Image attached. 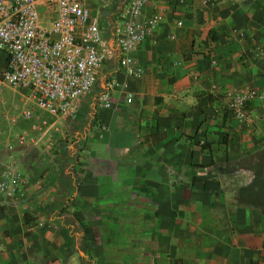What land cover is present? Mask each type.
<instances>
[{
  "label": "crops",
  "instance_id": "0c3cea01",
  "mask_svg": "<svg viewBox=\"0 0 264 264\" xmlns=\"http://www.w3.org/2000/svg\"><path fill=\"white\" fill-rule=\"evenodd\" d=\"M154 5L162 21L125 55L139 78L112 37L124 8L100 24L112 54L44 126L28 200L0 207V264H264V0H150L141 19ZM252 89L249 130L226 95Z\"/></svg>",
  "mask_w": 264,
  "mask_h": 264
},
{
  "label": "built area",
  "instance_id": "2783aa9c",
  "mask_svg": "<svg viewBox=\"0 0 264 264\" xmlns=\"http://www.w3.org/2000/svg\"><path fill=\"white\" fill-rule=\"evenodd\" d=\"M196 1L209 8L223 0ZM149 2L126 1L124 12L128 19L117 24L112 36L116 43L112 44L122 54L120 66L130 77L139 78L144 70L125 55L138 48L163 19L161 9L155 5L151 16L141 19ZM185 2L178 0V4ZM178 25L182 26V22ZM109 42L87 0H0V102L7 103L5 89L20 100L12 114L5 115L8 123L15 126L20 121L41 120L46 126L47 118L68 115L76 102L98 87L100 70L112 54ZM112 83L110 80L103 85L105 89L98 99L105 108L110 107L107 90L112 89ZM125 96L131 103L132 95ZM259 98L255 89L226 95L232 115L245 121L242 123L249 130L257 124L250 103ZM26 137L21 135L18 141L28 144ZM29 187V176L21 170L15 155L0 156V207L25 203Z\"/></svg>",
  "mask_w": 264,
  "mask_h": 264
},
{
  "label": "rangeland",
  "instance_id": "374dc122",
  "mask_svg": "<svg viewBox=\"0 0 264 264\" xmlns=\"http://www.w3.org/2000/svg\"><path fill=\"white\" fill-rule=\"evenodd\" d=\"M125 3V0H87L89 9L93 13H98L100 24L104 26L105 30L106 26L109 28L111 24L113 25V17L120 12L122 7L124 8ZM110 12H112V15L108 17L107 14H110ZM109 20L110 24H108ZM1 58L0 54V67L3 65ZM3 97L7 103L0 102V156H5V154L10 153L15 155V158L20 162L21 170L27 175L30 166L29 162H33L30 159L31 154L42 147L43 142L41 141V137L44 131V125L41 120L20 121L15 126L10 125L5 115H11L13 106L15 104L20 105V100L19 96L8 89L4 90ZM50 119L47 118V121L51 122L53 120ZM21 135L27 136L28 144L26 142L21 144L18 141V137ZM31 139H35L36 143L32 144ZM39 140L40 142L38 143Z\"/></svg>",
  "mask_w": 264,
  "mask_h": 264
},
{
  "label": "trees",
  "instance_id": "16d2710c",
  "mask_svg": "<svg viewBox=\"0 0 264 264\" xmlns=\"http://www.w3.org/2000/svg\"><path fill=\"white\" fill-rule=\"evenodd\" d=\"M24 221H25V223H30V221H29V219H28V214H25V216H24Z\"/></svg>",
  "mask_w": 264,
  "mask_h": 264
}]
</instances>
